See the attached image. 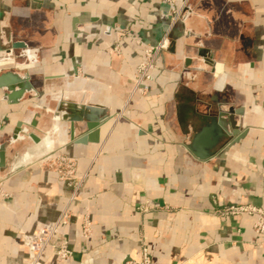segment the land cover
<instances>
[{
    "label": "crops",
    "instance_id": "crops-1",
    "mask_svg": "<svg viewBox=\"0 0 264 264\" xmlns=\"http://www.w3.org/2000/svg\"><path fill=\"white\" fill-rule=\"evenodd\" d=\"M162 37L137 88L143 50ZM88 104L98 141L76 142ZM224 124L236 141L204 161ZM56 155L85 175L72 201L45 165ZM0 187V264H21L20 234L65 207L52 244L73 255L48 247L41 264H120L141 243L153 264H264L253 217L217 211L264 210V0H0Z\"/></svg>",
    "mask_w": 264,
    "mask_h": 264
},
{
    "label": "built area",
    "instance_id": "built-area-1",
    "mask_svg": "<svg viewBox=\"0 0 264 264\" xmlns=\"http://www.w3.org/2000/svg\"><path fill=\"white\" fill-rule=\"evenodd\" d=\"M178 16V11L173 10L171 19ZM168 40L162 37L156 43L147 45L143 50V59L137 64L135 84L139 88L150 77V70L153 68L157 54L167 48ZM46 167L57 174L58 180L69 189V201L79 197L85 175L76 173V161L73 157L66 155H56L45 162ZM0 193L3 191L0 187ZM139 211H145L146 205H140ZM218 213L223 216L248 215L253 217L252 229L256 234L264 235V210L251 203L229 204L218 208ZM68 219L67 208H63L60 213L51 221L43 225L37 231L32 233H21L23 245L28 249L29 255L21 264H41V257L46 253L48 247H51V255L55 258L65 261L72 257L73 252L69 248L65 239L52 244V240L58 234V227ZM92 222L89 219L88 212L85 211L81 220V235L87 237L91 232ZM264 245V240L261 242ZM120 264H153L148 247L141 243L139 249V258L137 260H128Z\"/></svg>",
    "mask_w": 264,
    "mask_h": 264
},
{
    "label": "water",
    "instance_id": "water-1",
    "mask_svg": "<svg viewBox=\"0 0 264 264\" xmlns=\"http://www.w3.org/2000/svg\"><path fill=\"white\" fill-rule=\"evenodd\" d=\"M181 14V13H180ZM180 14L178 15V17H180ZM204 54L202 53V51L198 52V56L202 57ZM205 57V56H204ZM92 104H88L86 108H84L85 110V114H86V118L88 119L85 123V129L89 131V133L87 135H83L81 137H79L78 139H76V142H80L83 143L86 140L90 141V142H97L98 141V129L97 126L99 124L98 118H96V114L100 113L101 111H99L98 108L96 107H92ZM235 111L220 105L217 111V115H219V120L220 118H224V122H228L229 127H231L233 130L236 127V123L234 122V115H235ZM80 118L77 117L76 120H79ZM223 120H220L221 122ZM224 128H222V130H220L215 138V140H213L212 142V146L209 148L208 150V154L206 156H201L200 158L203 159L204 161H206L208 158H210L211 156H214L219 150L224 151L228 146H230L235 140L233 141H228L229 140V136H230V128L226 127V125L224 124L223 126ZM236 133V132H235ZM192 151V147L188 146Z\"/></svg>",
    "mask_w": 264,
    "mask_h": 264
}]
</instances>
